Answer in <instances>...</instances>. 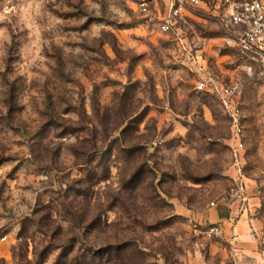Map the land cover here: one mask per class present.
<instances>
[{
	"label": "rangeland",
	"instance_id": "rangeland-1",
	"mask_svg": "<svg viewBox=\"0 0 264 264\" xmlns=\"http://www.w3.org/2000/svg\"><path fill=\"white\" fill-rule=\"evenodd\" d=\"M140 1L0 0V264H196L190 213L240 215L252 186L264 221L263 67L213 7L188 17L204 72L239 83L238 170L222 100Z\"/></svg>",
	"mask_w": 264,
	"mask_h": 264
},
{
	"label": "built area",
	"instance_id": "built-area-1",
	"mask_svg": "<svg viewBox=\"0 0 264 264\" xmlns=\"http://www.w3.org/2000/svg\"><path fill=\"white\" fill-rule=\"evenodd\" d=\"M212 7L218 15H221L227 26L234 27L237 44L242 53L255 59L263 67L264 80V0H141L139 2V8L150 24L156 25L161 32L171 35L183 61L200 72L197 87L222 100L226 112L232 118L230 140L236 158L234 166L241 170L243 159L241 150L244 148V142L242 111L236 99L240 93L239 83L234 80L224 82L204 72L206 67L197 49L194 48V40L184 29L189 16L194 15L199 9ZM189 222L206 239L223 234L220 223L204 224L195 216H190ZM6 237L7 235L3 238Z\"/></svg>",
	"mask_w": 264,
	"mask_h": 264
},
{
	"label": "crops",
	"instance_id": "crops-1",
	"mask_svg": "<svg viewBox=\"0 0 264 264\" xmlns=\"http://www.w3.org/2000/svg\"><path fill=\"white\" fill-rule=\"evenodd\" d=\"M250 193L252 194L249 197V207L240 215L234 214V210L231 209L230 215L223 216L219 212L217 203L206 210L190 213L200 222L220 223L223 230L221 236L206 239V252L196 256V264H224L226 258H233L235 261H240V264H252L248 262L251 257L264 255V248L261 252L257 236L264 228L263 219L256 214L261 197L253 186L249 189ZM218 254L221 259L212 263L211 257Z\"/></svg>",
	"mask_w": 264,
	"mask_h": 264
}]
</instances>
